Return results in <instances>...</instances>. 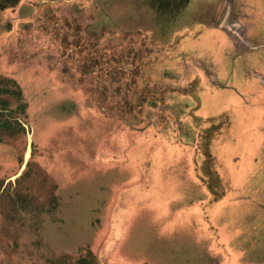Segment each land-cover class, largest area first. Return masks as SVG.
I'll use <instances>...</instances> for the list:
<instances>
[{
    "label": "rangeland",
    "instance_id": "obj_1",
    "mask_svg": "<svg viewBox=\"0 0 264 264\" xmlns=\"http://www.w3.org/2000/svg\"><path fill=\"white\" fill-rule=\"evenodd\" d=\"M5 119L0 264H264V0H0Z\"/></svg>",
    "mask_w": 264,
    "mask_h": 264
},
{
    "label": "trees",
    "instance_id": "obj_2",
    "mask_svg": "<svg viewBox=\"0 0 264 264\" xmlns=\"http://www.w3.org/2000/svg\"><path fill=\"white\" fill-rule=\"evenodd\" d=\"M25 109H26V105H24V112H25ZM14 123H17L18 125H21L22 126L21 122H19V121H12L10 119L9 120L8 119H5L4 121H2V123H0V126H1V124H3L4 126H8V125H12ZM216 178H217V176H216ZM211 189L213 190V187ZM213 192H214V190H213ZM214 194L216 195L217 193L214 192Z\"/></svg>",
    "mask_w": 264,
    "mask_h": 264
},
{
    "label": "water",
    "instance_id": "obj_3",
    "mask_svg": "<svg viewBox=\"0 0 264 264\" xmlns=\"http://www.w3.org/2000/svg\"><path fill=\"white\" fill-rule=\"evenodd\" d=\"M29 140L31 142V135L29 136ZM29 151H30V145H29ZM29 151H28L27 155L29 154Z\"/></svg>",
    "mask_w": 264,
    "mask_h": 264
}]
</instances>
